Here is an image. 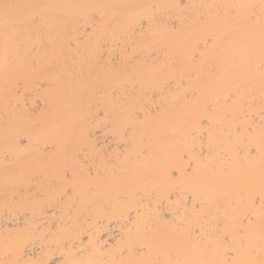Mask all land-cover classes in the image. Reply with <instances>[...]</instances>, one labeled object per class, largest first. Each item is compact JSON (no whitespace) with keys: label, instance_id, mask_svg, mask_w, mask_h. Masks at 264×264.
<instances>
[{"label":"bare ground","instance_id":"6f19581e","mask_svg":"<svg viewBox=\"0 0 264 264\" xmlns=\"http://www.w3.org/2000/svg\"><path fill=\"white\" fill-rule=\"evenodd\" d=\"M0 264H264V0H0Z\"/></svg>","mask_w":264,"mask_h":264}]
</instances>
